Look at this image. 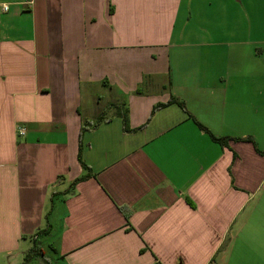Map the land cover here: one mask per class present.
I'll list each match as a JSON object with an SVG mask.
<instances>
[{"label": "crops", "instance_id": "1", "mask_svg": "<svg viewBox=\"0 0 264 264\" xmlns=\"http://www.w3.org/2000/svg\"><path fill=\"white\" fill-rule=\"evenodd\" d=\"M257 150L264 0H0V264H264Z\"/></svg>", "mask_w": 264, "mask_h": 264}, {"label": "trees", "instance_id": "2", "mask_svg": "<svg viewBox=\"0 0 264 264\" xmlns=\"http://www.w3.org/2000/svg\"><path fill=\"white\" fill-rule=\"evenodd\" d=\"M169 104H177L178 106L184 108L183 103L181 101H179L178 99H176L174 97H171L167 103H165V104H158L157 106H155L154 107V110H156L157 108L164 107V106L169 105ZM121 118H122L123 130L124 131H128L127 126H126V118H125V116H122ZM190 118H192V117L190 116ZM194 121H195L196 125L198 126V128L200 130H202L203 132L207 133L209 135L210 139L213 142L219 144L222 147L227 146L229 141L238 140V139H232V138H229V137H215V136H213L210 133V131H208L206 128H204L200 123H198L196 120H194ZM246 140L249 141V142H251V139L250 138H247ZM257 152L260 153V154H262V155H264V152H260L258 150H257ZM78 161H79L82 169L85 171V174L82 175L81 177L77 178L76 180H74L72 182V186L74 184H76L77 182L84 181V180H86V179H88V178H90L92 176L89 167H87V165H85L83 163L82 159H81V147H79V151H78ZM45 233H47V230L46 229H43V230L37 231V233L33 236V239H34L33 245L29 249V251L27 252V254L25 256V259H24V262H27V261L35 258V257L42 256V254H43L42 253V249L40 248V246L38 245L37 241L35 240V237H38V236H40L42 234H45Z\"/></svg>", "mask_w": 264, "mask_h": 264}, {"label": "rangeland", "instance_id": "3", "mask_svg": "<svg viewBox=\"0 0 264 264\" xmlns=\"http://www.w3.org/2000/svg\"><path fill=\"white\" fill-rule=\"evenodd\" d=\"M44 241H45V237H41V238H39L37 243L40 246V248L42 249V251L48 252L49 249L46 247V245H45L46 243ZM27 262H29V261H27ZM30 264H42V262H39V260L34 258V260H32V262Z\"/></svg>", "mask_w": 264, "mask_h": 264}, {"label": "built area", "instance_id": "4", "mask_svg": "<svg viewBox=\"0 0 264 264\" xmlns=\"http://www.w3.org/2000/svg\"><path fill=\"white\" fill-rule=\"evenodd\" d=\"M28 4H30V2H29ZM2 10H3L4 12H6V11L8 10V7H7L6 5H2ZM23 133H24L23 130H19V135H22Z\"/></svg>", "mask_w": 264, "mask_h": 264}]
</instances>
